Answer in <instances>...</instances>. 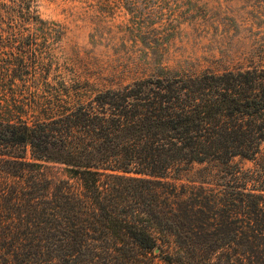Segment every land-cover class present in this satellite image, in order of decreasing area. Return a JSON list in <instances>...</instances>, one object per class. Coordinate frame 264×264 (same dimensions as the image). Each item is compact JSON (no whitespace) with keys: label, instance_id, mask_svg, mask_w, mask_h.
Instances as JSON below:
<instances>
[{"label":"trees","instance_id":"16d2710c","mask_svg":"<svg viewBox=\"0 0 264 264\" xmlns=\"http://www.w3.org/2000/svg\"><path fill=\"white\" fill-rule=\"evenodd\" d=\"M124 1L140 35L142 0ZM1 34L26 36L0 48V264H264V56L42 95L29 37L60 24L0 0Z\"/></svg>","mask_w":264,"mask_h":264},{"label":"rangeland","instance_id":"374dc122","mask_svg":"<svg viewBox=\"0 0 264 264\" xmlns=\"http://www.w3.org/2000/svg\"><path fill=\"white\" fill-rule=\"evenodd\" d=\"M36 3L43 17L60 24V39L29 37L50 57L49 75L39 83L42 95L86 77L97 86H117L153 72L157 59L175 68L221 70L262 62L264 56V0H142L143 39L127 28L124 0ZM25 36L1 34L6 44L0 48L17 49L20 44L13 40ZM156 36L165 42L163 52L158 47L163 44L153 42ZM192 174L182 171L183 179Z\"/></svg>","mask_w":264,"mask_h":264}]
</instances>
